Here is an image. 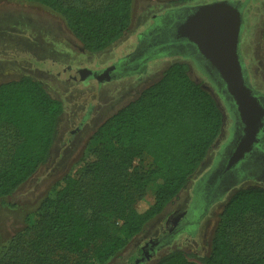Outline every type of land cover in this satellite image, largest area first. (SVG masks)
Listing matches in <instances>:
<instances>
[{
    "label": "trees",
    "instance_id": "1",
    "mask_svg": "<svg viewBox=\"0 0 264 264\" xmlns=\"http://www.w3.org/2000/svg\"><path fill=\"white\" fill-rule=\"evenodd\" d=\"M27 1L61 16L88 52L109 48L132 25L133 0ZM63 112V102L31 75L0 83V201L48 161ZM223 127L212 93L186 62H173L91 134L93 159L66 175L0 244V264H107L177 198ZM150 185L154 199L140 210ZM156 264H264V184L229 196L200 262L176 249Z\"/></svg>",
    "mask_w": 264,
    "mask_h": 264
},
{
    "label": "rangeland",
    "instance_id": "2",
    "mask_svg": "<svg viewBox=\"0 0 264 264\" xmlns=\"http://www.w3.org/2000/svg\"><path fill=\"white\" fill-rule=\"evenodd\" d=\"M214 1L218 0H133L129 31L103 51L82 52V44L63 18L51 9L27 0H0V83L31 75L40 79L64 105L48 161L12 196L0 201V244L8 242L25 227L27 218L36 212L54 187L63 183L66 175L93 159L88 141L97 127L159 79L173 62L181 61L188 64L192 79L215 97L224 113L223 131L177 198L107 264H132L144 250L150 251L148 260L142 264H156L163 255L176 249L184 250L199 262L209 253L219 215L229 196L241 187L264 184L249 178L243 180L223 197H209L210 205L191 217L194 223L179 225L194 197L197 181L212 166L219 148L231 135L232 118L224 98L191 59L170 54L173 47L148 54L144 67H127L110 81L100 82L102 75L93 74L132 53L140 33L150 27L154 17L184 4ZM158 24L154 22L152 26L155 28ZM239 46L252 83L264 92V0H247ZM148 163L145 157L143 164ZM153 199L154 186L150 185L137 207L144 210ZM153 241L156 245L151 246Z\"/></svg>",
    "mask_w": 264,
    "mask_h": 264
},
{
    "label": "flooded vegetation",
    "instance_id": "3",
    "mask_svg": "<svg viewBox=\"0 0 264 264\" xmlns=\"http://www.w3.org/2000/svg\"><path fill=\"white\" fill-rule=\"evenodd\" d=\"M232 1L237 2L238 0ZM206 3L197 2L184 4L179 7L168 9L165 13L154 17L153 23H159L158 26L154 28L152 23L150 27L140 33L137 47L132 53L123 59H119V61H116L113 65L99 69L93 75L95 77L102 75L103 78H99L100 82L110 81L127 67L135 66L134 69L140 65L144 67L145 61L150 57L148 54L163 49H170V47L174 49L170 54H179L191 59L203 73L205 72V67L214 73L215 68L211 67L210 63L204 60L205 58L199 52L197 46L179 32L180 27L187 18L192 15L200 5ZM239 3H241V5H238ZM234 4H236L235 6H238L243 13L247 5V0L238 1V3ZM162 21H164L163 24ZM81 51L85 52L86 50L82 47ZM238 60L242 66L245 85L251 90V94L257 98L264 111V92L256 88L252 83L249 70L240 51V46L238 48ZM137 71L138 70L133 71V73ZM227 106L232 118V125L230 128L231 135L219 148L212 166L207 169L197 181L194 188V197L189 208L183 213L179 225L182 223L185 225L194 223L191 221V217L196 213L204 211V209L210 205L209 197L214 198L216 195L223 197L230 189L248 178L256 181H264V116L262 120L263 125L258 131L257 141L254 142L251 151L236 165L229 167L232 155L245 136V124L239 116L235 103L232 101L228 103ZM84 122L85 118L81 122V125H83ZM80 128L81 127H79V129ZM204 186L205 189H203ZM154 245H156V241L151 243V246ZM149 251L144 250L143 253L141 252L132 264H142L145 260H148L147 255Z\"/></svg>",
    "mask_w": 264,
    "mask_h": 264
},
{
    "label": "water",
    "instance_id": "4",
    "mask_svg": "<svg viewBox=\"0 0 264 264\" xmlns=\"http://www.w3.org/2000/svg\"><path fill=\"white\" fill-rule=\"evenodd\" d=\"M234 3L238 1L220 0L202 4L179 29L181 35L197 46L204 60L215 68L212 73L205 67V75L227 104L235 103L245 124V136L232 155L229 167L236 165L251 151L264 116L262 106L244 83L238 60L243 13Z\"/></svg>",
    "mask_w": 264,
    "mask_h": 264
},
{
    "label": "crops",
    "instance_id": "5",
    "mask_svg": "<svg viewBox=\"0 0 264 264\" xmlns=\"http://www.w3.org/2000/svg\"><path fill=\"white\" fill-rule=\"evenodd\" d=\"M113 46V45H112ZM111 47V46H110ZM38 80H40V79H38ZM41 81V80H40Z\"/></svg>",
    "mask_w": 264,
    "mask_h": 264
}]
</instances>
